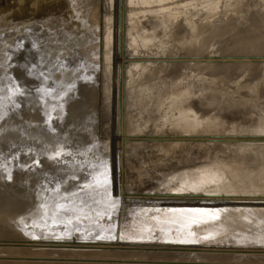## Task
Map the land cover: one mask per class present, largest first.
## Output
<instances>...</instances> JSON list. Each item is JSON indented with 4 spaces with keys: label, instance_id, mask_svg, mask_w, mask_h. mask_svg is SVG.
<instances>
[{
    "label": "bare ground",
    "instance_id": "obj_1",
    "mask_svg": "<svg viewBox=\"0 0 264 264\" xmlns=\"http://www.w3.org/2000/svg\"><path fill=\"white\" fill-rule=\"evenodd\" d=\"M24 1L0 0V62L14 53L12 65L0 68V111L22 115L18 125L26 120L35 123L29 127L26 123L21 124L23 129L19 130L23 136L21 140L17 139V147L36 144L47 158L49 145L64 139L62 142L69 152L63 155L65 162L47 168L51 174L47 175L48 182L43 180L41 184L35 180L33 190L36 191H14L8 184H0V222L11 217L2 207L11 205L13 197L18 196L34 202L26 212L14 216L16 222L26 219L18 224L32 222L54 233L62 228L60 235L54 236L57 238L67 232L80 234L77 236L83 232L95 233L99 239L108 236L110 241L104 240L98 252L103 249L122 252L117 249L122 243V248L131 250L129 253L123 251V254L162 258L167 260L164 261L166 264H203V260L209 262L212 258L216 260L209 264H225V257H235L231 264H263L264 189L254 182L264 180V100L259 101L264 66L247 63L255 60L251 58H222L221 63L211 64L212 60L206 58L208 63L202 64L205 66L192 64L184 66L183 70L182 66L171 69L167 80L156 79V71H145L144 66L133 65L127 70L124 62L136 60L127 56L129 52L152 47L163 53L177 48L190 55L186 60L198 61L195 55L210 49L219 39L224 44L219 43L218 51L256 53L259 47L260 52H264V44H261L264 42V0H260L255 9L239 5V0H235L234 19L245 25L243 27L233 26L231 19L228 20L231 23L214 25L207 16L209 12L213 15L216 9H221L227 0L182 3L173 0H30L31 4L26 8ZM199 14L210 19H195ZM175 16L191 18H185L182 28L174 30L175 26H181L175 23ZM142 17L152 19L148 30L139 23ZM138 34L142 38L140 45L133 43L138 40ZM68 49L70 52H66ZM65 53L69 55L59 56ZM225 60L234 61L226 65ZM193 68L202 73V78L189 79ZM231 77L234 84L229 91L224 84ZM199 89V93L208 90L200 105L192 100ZM63 109L67 110L66 129L69 124L74 130L66 136H60L67 132L64 130L44 138L40 123L58 117ZM227 110L236 113L227 114ZM246 114L249 117L245 118ZM149 125L179 134L160 138L172 142L162 148L163 152L178 145L182 150L177 155V162L168 167L169 171L160 169L154 185L150 182L145 186L149 189L147 192L158 186L169 190L179 182L184 191L192 190L191 194H157L152 198L139 192L142 197L138 198V193L130 187L124 190L120 152L121 139L126 137L124 131L141 132ZM102 128L109 136L100 135ZM195 134L207 136L194 137ZM185 139L212 144L196 156L191 154L190 147L184 148L181 144ZM136 169L138 176L146 173L140 166ZM60 179L71 183L89 182V185L81 191L66 190L63 188L67 181ZM100 189L103 192L112 189V194H125L133 199L122 198L125 201L117 203L118 217L111 220H106L109 214L98 213L94 206H87V210L80 213L84 201ZM5 191L8 194L2 195ZM177 203L179 206H175ZM52 205L56 209L50 212ZM198 205L218 208L210 211ZM158 206L165 207L156 209ZM100 208L103 210V206ZM145 210L146 214L152 211L156 216L139 218L137 213L144 214ZM95 217L106 221L92 222ZM117 230L123 239L115 242ZM12 231L15 237L12 236L10 243L30 236L27 229L13 228ZM2 236L0 241L9 240L10 235ZM76 238L68 241L52 238L48 241L56 243L62 250L52 248L54 250L48 251L42 247L44 250L39 252L46 256L88 257L90 254L82 248L88 247L90 241ZM155 238L158 241H153ZM257 258L262 260L247 261ZM173 259L179 262L169 261ZM19 260L1 261L0 264H66L61 260V263Z\"/></svg>",
    "mask_w": 264,
    "mask_h": 264
},
{
    "label": "rangeland",
    "instance_id": "obj_2",
    "mask_svg": "<svg viewBox=\"0 0 264 264\" xmlns=\"http://www.w3.org/2000/svg\"><path fill=\"white\" fill-rule=\"evenodd\" d=\"M226 3H228V4L225 5ZM239 3H240L239 5L243 4L248 9H252V8L255 9L257 7L256 5H260L261 1L260 0H247L244 3L243 0L242 1L239 0ZM234 4H235V0H233V1L232 0H227V1H224L222 3V8L221 9L220 8L216 9V11L214 12L213 15L211 14L213 12H209L210 15H207V16H210V18L212 20V24H214V25H222L225 22L226 23L227 22L231 23V21H228L229 19L235 21V19H234V17H235ZM228 12H230V15H228ZM223 16L227 17V19H223ZM174 18H176V21L178 20V18H180V20L178 21V24L180 25L181 23L185 22V18H191V17H189V16H175ZM203 18H205L206 20L210 19V18H207L205 16V14L204 15L202 14V15L198 16L197 19H199L201 21ZM218 20H220V23H218ZM189 21L191 23V20H189ZM195 21H197V20H195ZM132 22H134V20H132ZM232 24H233V26H235V25L238 26V23L235 24L234 22H232ZM145 30H147V29H145ZM140 42H142V38L138 34V40H135L133 43L140 45ZM217 42H218V44L219 43H221L222 45L224 44L223 40H221V39L217 40ZM262 43L264 44V42H261V44ZM261 44L259 43L260 47L263 48V45L261 46ZM144 48L146 49L147 45H145ZM162 49L165 50L164 48H162ZM260 51H261V49L259 47H257V52H260ZM66 52H70V50L68 49ZM223 53H220V54L217 53V54H213V55H216L218 57H225L227 55V53H226V55H224ZM204 54H208V53L205 52ZM67 55H69V53H65V54H62V55H59V56L64 58ZM137 55L138 56L153 57V58L157 57L156 58L157 60L166 59V55H162L161 56L160 53H156V52H154V50H150L149 52H145V53H138ZM179 55H180V53H177L176 55H167V57H169V56H179ZM238 55H240V54H238ZM241 55H244V54H241ZM250 55H253V54H250ZM13 57H14V53H12V55L8 54L7 57L5 58V60L3 62H0V68L11 66L12 63L14 62V58ZM153 60H155V59H153ZM139 71H140V69H139ZM199 72L200 71L196 72V70L194 69L192 74L190 75L189 79H191L192 81H196V80L202 78L201 75H200V74H202L201 72L199 74V77L196 78V74L199 73ZM199 92H201L200 89H199L198 93ZM194 93H195V91L192 92L193 95H194ZM192 94H191V96H193ZM0 107H1V105H0ZM79 110H81V108ZM60 111L59 112H60L61 115H59L58 117L55 116L54 118H52L50 120H42V122L40 123V129L44 133V138L47 139L48 136L52 137L51 133H56L57 132V134H59L60 131H64V130H67V132L64 131L63 135H60V136H64V135L66 136V135H68V132L72 129V127L70 128L69 124L67 125V127H69V129H66V127H65L66 124H64V123H67L66 122V120H67L66 111L67 110L63 109V110H60ZM95 112H98V111H95ZM14 115H16L17 118ZM21 118H22V115L21 116H17L16 112L10 113V114H5L3 111H0V184L1 185H3L4 183L8 184L10 189H13L14 191L15 190H19V189H22L25 192H27L29 189L31 191H36V190H33V183L35 182V180H36V182L40 181L39 183H41V181H43V180L48 182L47 175L49 176L51 174L47 171V168L50 167V166L57 165L58 162H60V163L61 162H65L64 156L66 154V151H68V149H67V147H65L64 143L62 142L64 139H61L60 141L54 142L51 146L49 145V147H48L49 150L46 151L47 154L49 155V157H47V158L45 157L44 158V156L41 154V153H44V152L41 151L40 146H38V145L36 146V144H27V145H24L23 148H21L23 145L17 147L18 146L17 139L21 140L20 137L23 136V133H20V130H19V129H23L21 124H25L26 123V125H28V127H29V125H33V126L35 125L34 122H29L28 120H26L25 122H20L21 124L18 125V122L20 121ZM205 120H207V118ZM56 121L57 122L60 121L59 122L60 125L58 123L55 124ZM55 125L56 126H60V128L56 129L54 127ZM62 125H64V126H62ZM51 126H52V128H51ZM106 127H107V125H106ZM58 129H60V130L58 131ZM35 130H36V128H35ZM73 130L74 129H72V131ZM102 131H103V128H102L101 133H100L101 136H104V137L109 136L108 134H106V132H102ZM168 140H170V139H168ZM8 145H10L11 147L14 148L10 153L8 152V147H7ZM19 145H20V143H19ZM149 146L150 145H147L146 150H155L156 149V147H154V146H150V147ZM159 163H163V162L159 161ZM204 167L203 168L206 169V166H204ZM259 177H260V175H259ZM66 178L69 179L68 177H66ZM62 180L63 179H60V181H62ZM30 181H32V185L31 186H30ZM57 181H59V180L57 179ZM63 181H67L64 184V188H63V189H66V190L68 189V190L81 191L82 189H85L89 185V182L85 183V182H82V181H75V182L71 183V182H69V180H66V179H64ZM1 182H3V183H1ZM43 183H45V182H43ZM254 183L256 185H259L261 187V189H264V180L256 179ZM212 184H213V182H212ZM11 186H12V188H11ZM9 187L7 186V188H9ZM1 189H2V187H1ZM97 191H98L97 193H95L94 195L90 196V198H88V199H86L84 201L83 207H82V209H79L80 210L79 212L82 213L83 210H87V206L89 208H90V206H94L95 211H97L98 213L101 214V212H106L107 214L110 215V217L107 218L106 220H111L113 218L118 217L119 211L116 209V208H118L117 203H122L121 201H125L122 198H125V197L127 198V196H125V194H123L121 196H119L118 194L117 195L112 194L108 189H106V192L101 191V189L97 190ZM1 194L2 195H6V194H8V192L5 191V192H3ZM137 196H138V198L142 197V193H138ZM97 197H100V199H98ZM131 197H133V195ZM151 197L154 198V197H156V195H151ZM110 198H113L111 200V202L108 201V199H110ZM127 199H131L132 200L133 198L128 197ZM11 202H13V203L11 205H8V207H6V208L2 207V210L4 212H8V214H10L11 217H8L5 222H0V237L2 235H10L9 236V240L7 239V241H0L1 243H3V244L0 243V249H1L0 250V254H1L0 256L3 255L2 256L3 258L0 257V262L1 261L2 262H12L13 260L15 261L16 259H17L16 261H20L19 259H21L22 261L23 260L24 261H30L31 260L32 262H34V261L38 262L39 260H41V261H44V260L53 261V260H55L56 262H59V263L62 262L63 263L65 261L66 264H67V262H68V264H86V263L87 264H91L92 262H93L92 264H95V263L98 264L99 262H100L99 264H106L105 263L106 261H107L108 264H114V263L115 264H136V263L137 264H139V263L140 264L141 263L142 264H144V263L145 264L146 263L147 264H149V263L150 264H166L164 261H167V260H164L162 258H154V259L152 258L151 259V258L147 257L148 258L147 259V258H144V257H139L138 258L136 256L123 254V251H125V253H129V252H131V250H126L125 248H122V243H119L118 244L119 248H117V249H121L120 251H122V252H115V251L111 252V250L103 249L101 252L99 251L100 252V254H99L98 250L102 248L101 246H103V241L104 240L108 241V242L110 241L108 236H104L103 238H101L102 241H100L101 239H99V237H97L95 233L90 234V233L83 232L84 234L81 233L82 234L81 236H77V235H80V234H76L75 233L76 235H74V233H71V232L68 233L67 232L66 234L69 237L72 235L71 238H69L66 234H64L65 236H63V237L58 236V238H57V237H54V236L60 235L59 233L62 232V228H58L57 232L54 233V232H51L48 229H44L42 227L36 226V224H33L32 222H25V223L18 224L19 222L26 221V219L24 221L16 222L18 220L14 216L20 215L18 213H22L24 211L26 212L29 209L28 206L34 205V202L32 200H29V199H22L21 197H18V196L13 197V201H11ZM225 202H227V199H225ZM105 204H107V205H105ZM101 206H103V210H102V208H100ZM55 209L56 208L54 207V205L49 207V211L50 212L54 211ZM146 210H145L144 214L141 213V212H138L137 214L140 216V217L139 216L138 217L139 218L147 217L148 219H150V218L152 219V218H154L156 216V214L154 212H152V211L150 213L148 212L146 214ZM112 211H115L116 215ZM13 220H15V221H13ZM88 220L91 221L90 218H88ZM106 220L105 219H103V220L102 219H96V217H95V220H93L92 222H99V221H106ZM17 225L22 226V227H19ZM107 227H105V229ZM13 228L14 229L15 228L27 229L29 231L30 236L28 238L27 237L23 238L22 240L24 242L21 239H19L20 241H17L15 239V241L12 240V243H10L12 236L15 235L13 233V231H12ZM9 232H11V233H9ZM41 234H43L42 237H41ZM88 235H89V237H88ZM116 235H117V239H116V237H114L113 241L117 242V240L121 241L120 239H123V238H121V236H123V235L120 234L119 230H117ZM261 235H264V233L261 234ZM75 236H77L79 239H84L85 241H90L88 243V245H86L88 247L82 248L83 251H87V253L90 254V255H88V257H87V255H81L78 258H75V257L73 258V256H71V257L70 256L69 257L54 256V255H51V256L47 255L46 256V255H42V253L39 252V251L44 250V249L49 251L52 248L58 249V250H62L61 249L62 247L59 248L56 243H54V242L51 243V241H48V240H53L52 238H56L55 239L56 241L57 240L58 241H60V240L68 241L67 239L71 240L72 238H73L72 240H75V238H76ZM2 238H4V237L2 236ZM34 238H36V239H34ZM47 238H49V239H47ZM78 238H76V239L79 240ZM43 239H47V240L44 241ZM91 240H93V241H91ZM215 240H218V239L215 238ZM123 241H125V240H123ZM215 243L217 244L218 242H215ZM25 245H27V246H25ZM9 246H10V250L6 251L7 248L9 249ZM11 246L13 248L17 246L16 247L17 249L14 250V249H12ZM31 246H32V248H31ZM33 246L34 247L36 246V247L34 248ZM47 247L48 248L51 247V248L48 249ZM26 249H29V250H26ZM54 249H52V250H54ZM70 249H73V248H70ZM84 249H86V250H84ZM88 249H90V250H88ZM30 250L32 252H30ZM232 251H234V250H232ZM108 252H109V254L112 253V255L113 254H116V255H113L114 256L113 257L112 255L105 254V253H108ZM38 253H40L39 256H37ZM8 254H9V256H8ZM16 254H21L22 257H21V255H18V257H17ZM23 254H25L26 256L23 255ZM119 255H122V256H119ZM36 257H38V259ZM57 258H58V260H57ZM3 259H5V261H3ZM66 259H69V260H66ZM70 259H72V260H70ZM155 259H157V262H156ZM60 260H61V262H60ZM119 260H120V262H119ZM215 260H216V258H212V260H210L209 262L208 261H204V260L202 262H204L203 264H209L211 262H214ZM258 260L260 261L262 259H258L257 258V259H253V260H247V261H250L251 263H253V262H256ZM55 261H53V262H55ZM75 261H77V262H75ZM169 261H177V260L173 259V260H169ZM196 261L199 262L200 260H196ZM234 261H235V257H225V264H231ZM83 262H85V263H83ZM177 262H179V261H177ZM184 264H187V263H184Z\"/></svg>",
    "mask_w": 264,
    "mask_h": 264
},
{
    "label": "water",
    "instance_id": "obj_3",
    "mask_svg": "<svg viewBox=\"0 0 264 264\" xmlns=\"http://www.w3.org/2000/svg\"><path fill=\"white\" fill-rule=\"evenodd\" d=\"M173 1H177L178 3H182V2L196 1V0H173ZM30 4H31L30 0H25L23 5L26 8ZM228 15H230V12H228ZM194 18L197 19L198 16H195ZM21 19H23V18H21ZM223 19H227V17L223 16ZM17 20H20V19H17ZM179 20H180V18H178V20L176 21V24H178ZM233 22L236 24L240 23L238 20L233 21ZM139 23H140V25L144 26L145 29L148 30L149 28H151L152 19L150 17H142V18H140ZM218 23H220V20H218ZM238 25L240 27L245 26L243 24H238ZM181 28H182V25L181 26H175L174 30L175 29L180 30ZM164 38H167V37H163L162 39H164ZM216 43H215V45L210 46V49H206L204 52L196 54L195 58L199 59L198 61H196L194 59L186 60V58H189L190 55L183 52L182 50H178L177 48H173V51L164 52V53L161 52L160 50H158L157 48L155 49V47H152L148 50L131 51V52H129V55H127L124 52V54L127 55L128 57L136 59V60H133L130 62H127V60H126L124 62V67H126V69L128 70V68L132 67L133 65L137 66V67L144 66L145 71H156L155 72L156 73V79L166 78L168 80L169 79L168 72L171 69L182 66V70H183L184 66L192 65V64H196L197 66H200L202 64L206 65L208 63V62H205L206 58L212 60V61H210V64L211 63H221L222 58H226V59L251 58V59H255V60H253V61L250 60V62H247V63H252V65L258 64L259 66H264V52H256V53H253V52H248V53L224 52V53H227V55L225 57H218V56L213 55V54L223 53V51L216 50L217 48H219V45H220V44H218V42H216ZM150 50H154V52L160 53L161 56L166 55V59L157 60L156 59L157 57L153 58V57H146V56H138L137 55L138 53H145V52H149ZM205 52H207L208 54H204ZM177 53H180V55L167 57V55H176ZM229 54H231V55H229ZM238 54H247V55H238ZM248 54H255V55H248ZM153 59H155V60H153ZM233 61L234 60H225V64L231 65V64H233ZM205 65H202V66H205ZM197 71L198 70H196V72ZM199 74H200V72L196 74V78L199 77ZM233 84H234V80L231 77V78L225 80L224 85H225L226 89H228L229 91H232V88H230V86H233ZM260 84L261 85H260V91L259 92H260L261 96L259 98V101L262 102L264 100L263 99L264 78L262 81H260ZM207 92H208V90H204L202 93H198L197 95L192 97V100L196 104L200 105V101H204V94H206ZM7 105H9V104H7ZM12 105H10V106H12ZM231 111L232 110H230V111L227 110L225 112H227V114L236 113V112L232 113ZM243 116H245V115H243ZM247 117H249L248 114H246L245 118H247ZM199 134H201V133H199ZM199 134H195L193 136L194 137H199V136L206 137L207 136V135H199ZM244 134H245V132H244ZM171 135H179V134L172 133L170 130H168V128H163V130H157L154 127H152L151 125L144 128V130L141 132L124 131V136H126V137H123L121 139L122 149L120 148L121 149L120 152H121V161H122V165H123L122 166V175H123L122 185H123V188L125 191L127 190V187H130V189L133 190V192H135V193L136 192L137 193L142 192V193L149 194V195H157V194L189 195L192 193V190L184 191V189L181 188L183 184L179 185V182H177L175 186H171L170 187L171 189H169V190L163 188V186H158L157 188H155V190L147 192L149 189H146V187H145L148 185V183L150 184V182L151 183L153 182V185H154V183L156 181V176L159 175L160 169L163 171H169V170H167V169H169L168 167L177 162V155L182 150L181 149L182 147H180L179 145L175 146L174 149H172L171 151H168L166 153L163 152V150H162L163 147H165L168 143H172V142L171 141H164V140H161L160 138H162L164 136L169 137ZM110 137H111V135H110ZM163 139H165V138H163ZM181 144L184 145V148L190 147L191 148V150H190L191 154L192 155L195 154L197 156L198 155L197 153H201L204 149H207V146H210L212 143L208 142V141L185 139V140L181 141ZM147 145L154 146V147H156V149L155 150H146ZM214 146L217 148L219 146V142L215 143ZM7 147H8L9 153L14 149L10 145H8ZM159 161H162L163 163H159ZM138 166L142 167V169L145 170L146 173H142L141 176H138L137 175V169H136ZM137 176L140 177V179H138ZM137 187H138V189H136ZM159 188H161V189L158 190ZM179 189H181V190H179ZM111 192H112V189H111ZM207 195H211V194L208 193ZM229 195H231V194H229ZM146 201H148V200H146ZM172 206H174V205H172ZM175 206H179V203H177ZM164 207L165 206H162V207L158 206L156 209H160V208H164ZM198 207L208 209L210 211L218 208L217 206H210V205H198ZM166 208H169V205L166 206ZM115 237L117 239V236H115ZM154 237H156V236L154 235ZM153 241H158V239L155 238V239H153ZM117 242H118V240H117Z\"/></svg>",
    "mask_w": 264,
    "mask_h": 264
}]
</instances>
